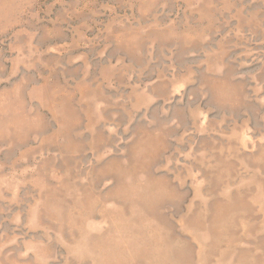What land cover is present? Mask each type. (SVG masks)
I'll use <instances>...</instances> for the list:
<instances>
[{
  "label": "rangeland",
  "instance_id": "obj_1",
  "mask_svg": "<svg viewBox=\"0 0 264 264\" xmlns=\"http://www.w3.org/2000/svg\"><path fill=\"white\" fill-rule=\"evenodd\" d=\"M0 264H264V0H0Z\"/></svg>",
  "mask_w": 264,
  "mask_h": 264
},
{
  "label": "bare ground",
  "instance_id": "obj_2",
  "mask_svg": "<svg viewBox=\"0 0 264 264\" xmlns=\"http://www.w3.org/2000/svg\"><path fill=\"white\" fill-rule=\"evenodd\" d=\"M144 155V154H143ZM145 158V157H144ZM146 168H147V166H140L139 165V168H138V170L139 171H145L146 170ZM135 175V174H134ZM147 184L144 186V185H138L139 187H143V190H147V191H150V190H148V189H151V190H153V188H155V189H157L158 191H159V194L157 195L156 194V196H158V197H156V196H154V199H152V201L154 202L155 200V205H157V204H161V203H163V199H159V197L160 196H162L163 194H165V192H164V184H165V182L164 181H162V180H159V179H157V178H155V177H151V176H147ZM135 187H137V186H134V187H132V189H133V191L134 192H137V189L135 188ZM155 191L156 190H154L153 191V193H155ZM167 192V191H166ZM129 193V192H128ZM152 194V193H151ZM129 195H130V193H129ZM154 195V194H153ZM143 198V197H142ZM148 199H150V197H148L147 198V200ZM145 202L147 201L146 200V198L145 199H143ZM151 200V199H150ZM154 206V205H153ZM151 209V208H150ZM158 209V208H157ZM151 212V211H150ZM140 214V213H139ZM161 219V218H160ZM133 226V225H132ZM143 231V230H142ZM150 230H148V232H149ZM153 231V234H154V236H158V242H156V245H154V246H156L157 247V249H162V248H165L164 246H165V243L167 244L168 242L170 243V241H168V238L165 236L164 238H163V235H162V231H161V229H155V230H152ZM119 235V234H118ZM161 237V238H160ZM108 241V240H107ZM106 242V241H105ZM149 242V241H148ZM148 242H147V244H148ZM151 242H152V240H151ZM93 244H94V242H93ZM99 245V244H98ZM107 245V244H106ZM93 246V245H92ZM142 246V245H141ZM146 246H148V245H145L144 247H146ZM150 246V245H149ZM149 246H148V248H149ZM142 251V250H141ZM145 251V250H144ZM148 251V250H147ZM96 252V251H95ZM137 252V251H136ZM150 252V251H149ZM142 253H144L143 251H142ZM105 255V254H104ZM142 255V254H141ZM154 256H156L155 254H154ZM158 256V255H157ZM144 257V256H143ZM164 257V256H163ZM117 258V257H116ZM165 258V257H164ZM163 258V259H164ZM104 259V258H103ZM160 259V258H159ZM162 259V258H161ZM163 261V260H162Z\"/></svg>",
  "mask_w": 264,
  "mask_h": 264
}]
</instances>
